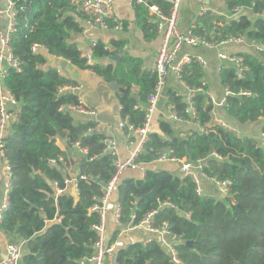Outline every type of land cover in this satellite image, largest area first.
Segmentation results:
<instances>
[{"label": "trees", "instance_id": "trees-1", "mask_svg": "<svg viewBox=\"0 0 264 264\" xmlns=\"http://www.w3.org/2000/svg\"><path fill=\"white\" fill-rule=\"evenodd\" d=\"M77 1L13 0L16 27L9 44L20 70L10 69L5 78L17 109L4 138L10 188L0 233L8 241L25 242L21 264H89L82 258L94 251L98 238L94 225L100 220L93 206L115 171L114 157L102 152L104 134L96 129L88 132L94 126L92 121H75L71 110L64 109L77 104V95L58 88L76 83L55 67L43 68L46 56L41 51L33 53L32 46L41 45L49 55L78 69H89L107 83L116 82L125 89L117 95L127 136L144 124V107L156 83V74L142 70L140 59L120 53L118 44H112V50L96 41L92 62L87 63L76 43L70 41L72 33L82 30ZM131 6L134 23L145 40H152L157 35L156 17L149 7L167 14L169 3L131 0ZM236 6L249 7L255 18L240 15L223 22L212 35L199 28L196 32L205 34L211 43L236 36L264 43V0H228L230 11ZM111 55H119V62H99ZM238 55L240 70L230 63L220 70V83L229 91L222 107L237 124L263 120L260 130L264 133V51ZM182 78L190 89L202 87L203 68L192 61L184 67ZM168 103L180 119H190L193 112L203 130L176 129L169 120H160L148 133L136 161L148 165L165 151L176 160H203L206 177L230 182L229 196L198 195L190 177L175 176L164 168L146 167L142 178L121 177L116 190L119 222L134 226L155 210L151 225H166L168 233L178 239L173 246L179 262H173L168 250L151 239L116 249L115 263L264 264V144L212 124L214 105L205 90L195 93L190 104L169 91ZM58 140L67 145L78 141L88 151L78 164L76 197L65 189V166L50 164L51 159L65 155ZM54 183L64 191L56 194ZM163 202L170 205H161Z\"/></svg>", "mask_w": 264, "mask_h": 264}, {"label": "crops", "instance_id": "crops-1", "mask_svg": "<svg viewBox=\"0 0 264 264\" xmlns=\"http://www.w3.org/2000/svg\"><path fill=\"white\" fill-rule=\"evenodd\" d=\"M6 0H0V7H4ZM80 2V0H78ZM77 1L78 10L80 4ZM201 4L205 5L206 11L203 15L199 14ZM113 15L124 22L125 27L121 30L113 28L101 29L87 26L83 18L80 17V25L82 30L78 33H72L70 41L76 43L78 49L83 52L89 45V42L94 40L103 43L106 47H111L112 44L120 46V53H126L130 56L141 60L142 70H150L156 60V56L161 44V36L157 33L156 37L147 41L143 37L141 29L134 23V13L131 6V0H115L113 6ZM240 15H246L250 19H254L255 15L249 7H242L240 11L233 12L228 8V0H182L179 3L178 28L182 33L187 32L194 24L196 30L199 28L202 32H209L210 35L218 32V27L222 26L223 22H228L238 18ZM0 27L4 28V17L0 15ZM207 32V33H208ZM205 39L206 35H202ZM241 42H230L223 45L195 47L184 45L177 55L179 59L183 55L199 56L204 59L205 66L203 67L204 81L206 82L207 90L214 105L215 115L225 121L236 129L237 134L241 136L254 137L260 140L261 125L263 120L257 122H248L245 124L234 123L226 115L222 107V102L226 97L225 88L220 83V70L227 64V61L219 58V53L224 51L230 55L239 56V53H255V47L260 43L249 41L242 37ZM115 42V43H114ZM46 56V63L43 68L55 67L59 72L68 79L73 80L80 87L76 91H71L76 94L83 102V105L94 109L95 117L91 118L93 121L97 120L100 126L96 131L104 134V136H111L116 140V153L118 159H125L131 155L137 143V136L125 135L119 127V122L122 120L120 116V103L118 99L117 89H112L101 76L97 75L89 69H78L67 61L63 69L60 68L61 58H56L49 55L46 49L40 50ZM103 65L114 61L109 58L99 59ZM69 91V90H66ZM173 91L186 99L188 91L185 84L177 78L173 73L166 76L165 85L159 97L157 108L154 111L150 121V132L157 128V122L160 120H169L176 129L189 130L196 129L202 131L195 120L193 112L190 114V119L174 120L172 119V109L168 103V92ZM87 118V117H86ZM75 121L85 119L84 116L77 115ZM7 133V131H6ZM132 141V143H131ZM58 144L65 152V176L70 179L66 190L70 191L75 197L77 196V188L74 180L78 175V164L81 159V154L72 145H67L65 141L58 140ZM204 161L199 160L190 162L193 174L197 176L200 183L201 194L210 197L221 198L218 188L213 182L208 179L202 172V165ZM146 167L164 168L170 171L173 175L183 177L181 165L179 161L164 162L161 164H150ZM144 173L139 170H125L121 177L142 178ZM5 180L3 170L0 169V207L5 201ZM116 192L110 197L112 202H116ZM128 224L120 223L114 216V213L107 210L105 213V230L104 240L112 244L116 249L125 248L134 242H145L148 239L160 240L158 234L146 230L144 226H136L129 229ZM164 238L171 244L178 241V239L170 234L164 235ZM113 239V240H112ZM8 239L0 233V264L6 255V243ZM23 248L25 242H20ZM21 248V249H22ZM25 248V247H24ZM24 253V251H23ZM104 264H116L111 259L106 258Z\"/></svg>", "mask_w": 264, "mask_h": 264}, {"label": "built area", "instance_id": "built-area-1", "mask_svg": "<svg viewBox=\"0 0 264 264\" xmlns=\"http://www.w3.org/2000/svg\"><path fill=\"white\" fill-rule=\"evenodd\" d=\"M142 1V0H138ZM169 3V11L167 14L161 13L156 6H150L149 12L155 15L156 20V29L157 33L161 36V44L158 50L155 63L153 67L150 69L151 72L156 74V83L148 95L147 103L144 107L145 110V121L144 124L132 130L131 133L137 136L138 140L135 146V149L132 151L131 155H129L125 159H118L116 153V140L111 136H104L103 138V150L102 152L105 154H109L114 157L113 164L115 171L110 178V180L103 186L102 195L98 199V203L93 206V209L99 212L100 220L99 223L94 225V229L97 232L98 238L95 241L93 248L94 251L89 256H84L82 260L89 264H104L106 258L111 259L113 262L116 260V251L112 244L106 242L104 240L103 234L105 230V213L107 210H110L114 213V216L118 219L120 214V206L117 202H112L110 197L116 192L118 184L120 182V178L122 173L125 170H139L140 172L144 173L145 164L136 161V157L138 152L141 150V146L143 142L146 140L148 133L150 132V121L154 114V111L157 108V103L159 97L161 95L162 89L165 85L166 76L169 73H173L177 76L180 81H183L182 73L184 67L191 63L192 61L198 63L202 68L205 66V61L203 58L199 56H189L183 55L179 59H177V55L180 52L181 48L184 45L187 46H214V45H223L230 42H241L242 36L236 37H229L224 40H221L217 43H211L207 39H205L201 34L196 32V26L193 24L187 32L182 33L178 28V16H179V3L182 0H165ZM200 3L203 0H199ZM115 0H80V10L82 13V18L84 23L93 28H101V29H108L113 28L116 30H121L125 27L124 22L113 15V6ZM242 7L236 6L233 9V12L240 11ZM206 11L205 5L201 4L199 14L203 15ZM0 15L4 17V28L0 27V169L3 170L4 180H5V201L0 207V218L2 212L7 207V192L10 188V166L7 162L4 153V138L6 135V131L9 128L10 123L14 120L16 115V107L17 101L15 100L14 96L10 93V91L5 86V78L8 74L10 69H14L16 71L20 70V65L18 59L13 55L9 41L10 35L15 30L16 27V9L14 6L13 0H6L4 7H0ZM96 41L92 40L89 42V45L85 48L83 52H81L82 56L86 59L87 63L92 62V54H93V47L95 46ZM107 49H112V47H106ZM41 49H45L43 46L34 44L31 48L33 53L40 51ZM255 50L264 51V45L260 44L255 47ZM219 58L222 60L227 61V63L233 64L238 70H240L241 65V57L230 55L224 51L219 53ZM59 71V70H58ZM185 84V83H184ZM206 82H202V87H199L195 90L187 88L188 96L185 99L188 104H190L191 98L195 95V93L204 91L210 97L208 90L204 89ZM79 85H62L58 88L59 91L69 90V91H76L79 89ZM226 95L229 93L227 89H225ZM241 93H249L242 91ZM225 101V99H224ZM222 102V104L224 103ZM67 109H70L73 113L74 118L77 115L84 116L85 119L90 120L94 123V126L89 127L87 131H91L97 129L100 126V123L97 120H92L91 118L95 117V111L92 108H89L83 105L82 100L77 96V104L67 106ZM172 109V119L179 120L180 118L177 117L175 114L173 107ZM87 117V118H86ZM181 120V119H180ZM126 124V120L122 119L119 122V127L124 132V127ZM212 124H217L226 128L234 133L237 134L236 129L228 125L225 121L219 119L214 111L212 116ZM203 130V128H202ZM130 135V134H129ZM262 144H264V133H260L259 137ZM132 143V141H131ZM75 147L79 153L83 156L87 154V148L82 147L78 141L71 144ZM179 161L181 165V170L183 172V176L190 177L195 183V190L198 195L201 194V188L199 179L195 174H193L191 170L190 162L186 160H176L169 156V152L165 151L158 155L150 164H161L164 162H175ZM51 165L55 164H62L63 166L66 165V160L63 155H59L58 157L50 160ZM208 178V177H207ZM210 179L213 184L218 188L221 199L226 198L229 196V184L228 180L223 179H215V178H208ZM76 183V179L74 180ZM65 185L67 186L70 183V179L64 180ZM54 188L56 194H60L64 191V188H59L56 183H54ZM66 189V188H65ZM161 205H170L167 202H163ZM156 213L155 210L150 211L147 213L142 221H140L137 225L129 226V229L136 227V226H144L146 230L153 232L155 234L160 235L161 238L159 243L165 247L170 256L171 260L175 263L179 262L177 258L176 251L174 249L173 244L169 243L165 238L164 235L169 234L166 228V225L161 226L160 228L154 227L151 225V219L153 215ZM151 239H148L144 242V244L150 242ZM21 244L17 242L8 241L6 243V255L1 264H21V256H22V249Z\"/></svg>", "mask_w": 264, "mask_h": 264}, {"label": "water", "instance_id": "water-1", "mask_svg": "<svg viewBox=\"0 0 264 264\" xmlns=\"http://www.w3.org/2000/svg\"><path fill=\"white\" fill-rule=\"evenodd\" d=\"M262 44H264V43L262 42ZM119 58H120L119 55H111L109 57V59H111L115 63L119 62ZM59 63H60V68L63 69L65 67L66 63H67V60L62 59ZM109 85H110V87L112 89H117L119 92H124L125 91V89L118 87L116 82H112ZM64 109L67 110V106H65ZM188 110L191 111V108H189ZM96 181H98V179H96ZM238 206L240 207V205H238ZM128 221L130 222V219ZM185 244L190 246L191 242L190 241H186Z\"/></svg>", "mask_w": 264, "mask_h": 264}]
</instances>
